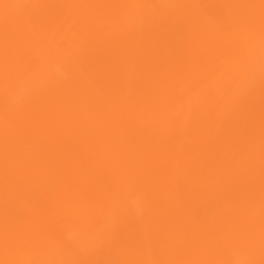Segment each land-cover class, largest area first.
<instances>
[{"label": "bare ground", "instance_id": "1", "mask_svg": "<svg viewBox=\"0 0 264 264\" xmlns=\"http://www.w3.org/2000/svg\"><path fill=\"white\" fill-rule=\"evenodd\" d=\"M0 264H264V0H0Z\"/></svg>", "mask_w": 264, "mask_h": 264}]
</instances>
